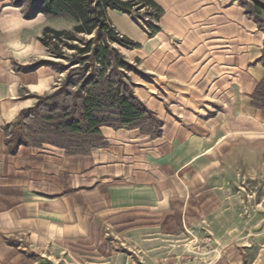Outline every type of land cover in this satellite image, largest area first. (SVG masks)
<instances>
[{
	"label": "crops",
	"instance_id": "1",
	"mask_svg": "<svg viewBox=\"0 0 264 264\" xmlns=\"http://www.w3.org/2000/svg\"><path fill=\"white\" fill-rule=\"evenodd\" d=\"M152 1L162 11L153 35L129 14H107L136 43L120 49L148 79H134L136 94L162 134L103 126L107 144L89 154L49 143L10 154L4 126L61 74L27 68L47 57L49 15L26 18L0 0V264H172L194 234L207 237L208 264H264V198L248 201L234 185L236 173L258 176L246 148L264 142V108L251 105L264 31L240 0Z\"/></svg>",
	"mask_w": 264,
	"mask_h": 264
},
{
	"label": "trees",
	"instance_id": "2",
	"mask_svg": "<svg viewBox=\"0 0 264 264\" xmlns=\"http://www.w3.org/2000/svg\"><path fill=\"white\" fill-rule=\"evenodd\" d=\"M26 18L38 13L49 16L68 15L75 21L70 30L46 26L39 41L51 54L63 56L62 50H72V65L61 85L45 95H31L36 103L22 109L18 121L4 126L5 143L10 154L19 147L49 143L67 154H89L105 146L100 128L103 126L138 129L152 138L162 134L163 122L134 92L126 70L131 67L115 46L136 47L129 38L112 26L108 10L134 14L139 10L153 16L155 22L161 9L152 0H12ZM248 14L260 25L261 10L252 5ZM137 21V20H136ZM148 24L153 35L159 27ZM84 36H91L85 39ZM264 66V55L261 57ZM48 63L38 62L34 65ZM52 64V63H49ZM32 67V66H31ZM76 86L75 89H70ZM251 105L264 108V78L251 95Z\"/></svg>",
	"mask_w": 264,
	"mask_h": 264
},
{
	"label": "rangeland",
	"instance_id": "3",
	"mask_svg": "<svg viewBox=\"0 0 264 264\" xmlns=\"http://www.w3.org/2000/svg\"><path fill=\"white\" fill-rule=\"evenodd\" d=\"M240 3L243 5V7H244L246 12L250 10V7L252 5L257 6V7L260 8V10H261V18H262V21L260 22V25H262L263 28H261L256 21L255 22L257 23L258 27L262 31H264V0H240ZM134 16H135V18L137 20V21L136 20H134V21L142 29H144L146 31L149 28L148 24L151 23V22H155L153 16L148 14V13H146L144 10L137 11L134 14ZM250 16H252V15H250ZM46 22L50 26L51 25L52 26L56 25V27H57L56 29L57 30H70L75 25V22L73 20L69 19V18L62 17V18L58 19L56 16H49L47 18ZM90 37L91 36H84L85 39H88ZM115 46L121 52L120 47L117 46V45H115ZM62 52L64 54L63 56H56V55L51 54L50 51L47 50V55H46L47 57L45 59H41V60L31 64L29 67H27L28 69H31V68H34V65L37 64L38 62L45 61V62H48V63H44V64L42 63L40 65L50 66L56 72L61 74L60 77H59V80L57 81V84L55 85V87L51 91L45 92L43 94H29V97L34 98L33 105L36 103V98L32 97L31 95H45V94H49V93L53 92L54 90H56L61 85L63 79L65 78V76L69 72V69L70 68H74V67L77 66V65H72L71 67H69L72 64L69 61L70 60L69 56L73 52L72 50L64 48L62 50ZM121 54H122V52H121ZM124 58L131 65V67L126 70V75L128 76V81L132 85V88H133V90H134V92L136 94L137 84L134 81V79L139 78V77L141 79H145V81H147L148 79L142 73V71L138 68V64L137 63L130 62L125 56H124ZM49 63H52V64H49ZM37 66H39V65H37ZM75 88H76V86H72L70 89L73 90ZM27 108H29V107H27ZM155 114H156V112H155ZM157 117H158V115H157ZM4 134H5V132H4ZM246 152H247L248 156L249 155L254 156L256 153L258 154V157H259V159H258V176L254 177V178H250V177H244L242 174L236 173L235 178H234V185H236V186L237 185L244 186L246 188L245 189L246 193L242 194L244 196V198L246 200H248V201H255V200H259L261 198V196L264 198V188H263L264 187V142L258 143L257 146H248L246 148ZM252 167L254 168V166H252ZM251 213H252V210L249 208V206H245V208L242 211V215L245 218H249ZM191 239L192 240H194V239L206 240L207 237L204 236V235L201 236V235L194 234L191 237ZM262 244H264V242Z\"/></svg>",
	"mask_w": 264,
	"mask_h": 264
},
{
	"label": "built area",
	"instance_id": "4",
	"mask_svg": "<svg viewBox=\"0 0 264 264\" xmlns=\"http://www.w3.org/2000/svg\"><path fill=\"white\" fill-rule=\"evenodd\" d=\"M192 241V250L185 257V260H178L172 264H208L204 258V248L207 245L206 240L194 239Z\"/></svg>",
	"mask_w": 264,
	"mask_h": 264
}]
</instances>
